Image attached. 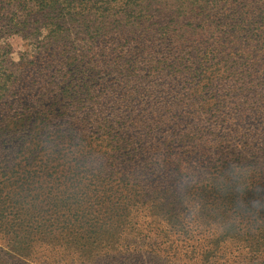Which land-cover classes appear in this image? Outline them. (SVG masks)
<instances>
[{
    "label": "trees",
    "instance_id": "trees-1",
    "mask_svg": "<svg viewBox=\"0 0 264 264\" xmlns=\"http://www.w3.org/2000/svg\"><path fill=\"white\" fill-rule=\"evenodd\" d=\"M32 23L35 53L11 61L7 37ZM263 114L264 0H0V204L47 183L0 231L23 251L40 228L86 251L111 228L94 207L143 205L161 226L151 255H264V130L234 126ZM29 160L44 170L18 176Z\"/></svg>",
    "mask_w": 264,
    "mask_h": 264
},
{
    "label": "rangeland",
    "instance_id": "rangeland-1",
    "mask_svg": "<svg viewBox=\"0 0 264 264\" xmlns=\"http://www.w3.org/2000/svg\"><path fill=\"white\" fill-rule=\"evenodd\" d=\"M36 16H29V19L34 22ZM29 32H21L16 34H11L7 37V42L11 46L12 53L10 55L11 61H17L20 56L31 58V56L35 53L36 42L33 38H37L38 32L34 31V28L37 27V24L29 25ZM45 31L41 32L44 33ZM25 39L23 38V35ZM35 35V36H34ZM66 50L70 48V46L77 45L81 41L76 39L73 35L69 36L66 39ZM35 42V43H34ZM69 51V50H68ZM94 52H97L96 49H93ZM58 53L61 52V48L58 47ZM68 53L74 54L72 50ZM82 59L83 57H78ZM53 64H57V60L53 62ZM48 72V71H47ZM50 72V71H49ZM48 72V73H49ZM162 84L167 86L166 78L162 79ZM163 87V88H164ZM159 89L158 93L161 92ZM161 94H158V100L161 99ZM252 116V115H251ZM248 115L245 118H240V120L234 121L235 128H239L238 130L244 132L255 133L257 131L264 130V114L262 117L254 118ZM252 119V120H250ZM2 141H5L2 138ZM10 148H14L16 151L19 150L20 141L16 139L12 140L8 143ZM41 166L42 164L38 162H30L27 161L25 163H20L17 167L18 176H27V173L30 172L33 168ZM44 170V169H43ZM263 174V173H262ZM260 174V176H262ZM33 176L32 174H30ZM29 175V176H30ZM44 174H42V178H34L36 180H40L41 183L35 185L37 188L35 190H31L29 193L18 194V198L12 197V203L9 206L4 204H0V212L4 215H7L9 208H14L16 210L22 207H25L29 210L32 209V204L30 203V199L32 194L39 193L40 189L47 186L45 182ZM247 176V175H246ZM29 180H32L29 177ZM13 196V195H12ZM120 198L121 203L123 204L124 197L118 196ZM42 197L38 196V199ZM133 198V197H132ZM23 200V201H22ZM134 202H142L143 200L140 197H134ZM107 204L103 206L94 207V214L97 217L98 224H102V226L111 227L106 229L104 232L100 231V237L96 240L92 241L93 247L87 248L86 251L84 249H80L79 247L71 246L73 243H69L68 245L62 244V238L54 232H48L46 228L36 229V231L32 232L30 237L24 239L22 242H25L30 245L26 249L21 250L20 246L16 244L15 233L5 231H0V264H179L180 262L170 261L166 256H163L161 252L151 255V247L152 243V230L149 227H159L161 226L157 223L156 219L148 212V209L144 208V206H138L131 209L130 217L126 218L127 210L121 205L117 215L114 218L107 217L108 214H104L107 212ZM169 206V205H168ZM174 207V205H173ZM18 208V209H17ZM26 211L23 212L22 217H25ZM104 214V215H103ZM113 219L116 220L114 223ZM120 219V220H119ZM125 220H128L129 223H126ZM121 221V222H120ZM16 227H20L16 223ZM8 229V228H7ZM118 231V232H117ZM22 233V232H20ZM196 243V242H195ZM200 242L198 241L197 244ZM202 246V243H201ZM207 246V245H206ZM238 247L235 244H227L223 252H216L213 258L216 256L218 258V254L223 258H219V264H259L260 262H264V255L259 254L257 258L253 259L247 257L246 249L237 250ZM217 250V249H216ZM213 258L212 261L214 260ZM211 261V263H212Z\"/></svg>",
    "mask_w": 264,
    "mask_h": 264
},
{
    "label": "clouds",
    "instance_id": "clouds-1",
    "mask_svg": "<svg viewBox=\"0 0 264 264\" xmlns=\"http://www.w3.org/2000/svg\"><path fill=\"white\" fill-rule=\"evenodd\" d=\"M228 178H225V180L227 181Z\"/></svg>",
    "mask_w": 264,
    "mask_h": 264
}]
</instances>
